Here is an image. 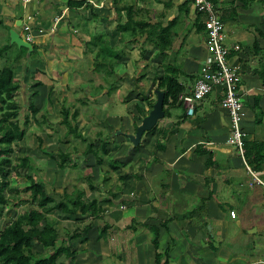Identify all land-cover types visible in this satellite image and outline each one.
I'll list each match as a JSON object with an SVG mask.
<instances>
[{
	"label": "crops",
	"instance_id": "obj_1",
	"mask_svg": "<svg viewBox=\"0 0 264 264\" xmlns=\"http://www.w3.org/2000/svg\"><path fill=\"white\" fill-rule=\"evenodd\" d=\"M185 1L0 0V46L15 43L11 33L25 43H15L22 60L15 67L20 89L13 99L23 114H32V106L47 117L41 121L46 127L43 149L71 151L65 169H56L57 157L49 163L45 193L57 203L64 189L70 194L76 186L84 192L83 201L95 200L104 211L103 219L82 216L79 210L75 215L58 210L46 215V222L75 251L69 260L61 255L58 264H264V189L252 184L236 148L228 143L230 122L222 87H214L192 114L178 100L138 146L132 147L125 136L134 134L151 110L155 95L150 85L164 70L158 49L143 39L120 45L116 27L126 15H117L116 6L133 5L135 19L165 27L180 17ZM210 1L224 24L228 63L239 75L245 158L246 143L264 145V84L258 76L264 63V0ZM187 10L184 28L167 52L168 61L181 69L177 81L184 94L208 73L206 33L197 29L204 15L191 2ZM57 17L61 19L55 23ZM26 24L31 42L25 40ZM96 35L106 36L110 49H120L107 76L95 71L94 53L85 50L84 44ZM62 104L71 114L78 111L76 125L93 151H98L101 138L107 143L100 164L94 154L84 155L86 143L64 137ZM26 124L30 131V121ZM116 130L123 134L107 136ZM254 171L264 181V165ZM33 244L34 250L46 251Z\"/></svg>",
	"mask_w": 264,
	"mask_h": 264
},
{
	"label": "trees",
	"instance_id": "obj_2",
	"mask_svg": "<svg viewBox=\"0 0 264 264\" xmlns=\"http://www.w3.org/2000/svg\"><path fill=\"white\" fill-rule=\"evenodd\" d=\"M192 0H186L179 8V16L170 20L165 27L162 24H152L145 20L134 18L133 5H124L122 8L116 6V14L125 12L126 21H118L116 30L120 33L119 43L122 47H127L143 39L158 49V54L163 60L164 74L158 79L152 81L157 89L165 93L164 113L169 115L179 96L184 94V87L177 81L181 69L174 66V63L168 61L167 52L174 45V37L178 31L184 28L185 16L188 14L187 6ZM216 8V7H215ZM217 11V10H216ZM201 14V13H199ZM205 19V17H204ZM197 29H202L206 33L204 21L197 25ZM85 50L94 53V69L96 72H103L106 76L113 73L114 61L119 56V48L110 49L107 38L104 35L91 37L90 41L85 43ZM18 47V48H17ZM15 50H14V49ZM96 48L97 51H93ZM32 52H30V55ZM28 59V58H27ZM22 60V49L15 43L0 46V221L7 205L6 192L18 193V187H10V176L18 168L25 170V186L23 192H29L28 200L36 204V208L31 209L24 215H18L13 221L0 228V264H58L57 261L61 255H65L69 260L75 251L60 239L56 229L52 224L46 222V215L52 210H58L66 214L75 215L79 210L82 216H91L96 219H103L104 211L98 205L97 201L85 202L82 200L84 192L75 188L74 192L67 193L64 189V197L61 201H54L45 193L46 181L44 177H37L40 171L36 169L34 160L31 157H13V143L22 141L26 137L27 117H24V124H20L18 116L21 108L13 99V96L20 89V84L15 79V67ZM107 61L110 65H107ZM260 81L264 84V63L258 70ZM32 116L44 118L34 107H30ZM61 125L66 129V137L71 136L86 143L84 155L94 154L96 163L100 164L103 157L107 154V143L100 139L98 151H93L92 145L87 143V139L81 134L77 125L76 118L78 111L70 113V108L65 104L61 107ZM155 127L152 129L154 130ZM151 130V131H152ZM245 158L250 167L259 170L264 165V145L260 142L245 144ZM43 154L54 159L58 157V168L63 169L69 153L58 151L55 155L51 152L41 150ZM89 180V179H88ZM93 189V185L89 184ZM52 207H48L49 204ZM41 223L44 225L40 228ZM107 226L99 232V237L107 231ZM154 238L152 242L157 248V233L152 229ZM36 242L41 249L46 251L34 250L33 242ZM159 254H157V258Z\"/></svg>",
	"mask_w": 264,
	"mask_h": 264
},
{
	"label": "built area",
	"instance_id": "obj_3",
	"mask_svg": "<svg viewBox=\"0 0 264 264\" xmlns=\"http://www.w3.org/2000/svg\"><path fill=\"white\" fill-rule=\"evenodd\" d=\"M31 0H24L28 3ZM197 13L204 15V25L206 29V50L207 56L205 65L208 73L202 79H198L190 93L181 94L179 101L186 107L190 114L194 107L200 103L214 87L223 88L222 105L228 112L230 122V135L228 143L234 146L239 157L242 159L246 171L249 173L252 184L261 186L264 189V181L259 174L252 170L244 158L245 133L241 123L243 118V102L238 90L239 75L228 63V50L225 46L226 34L223 22L220 20L214 4L210 0H192ZM96 6V5H94ZM61 17H57V23ZM27 32L26 42H31V27L24 26ZM238 49V47H236ZM232 218L235 217L233 211L230 212Z\"/></svg>",
	"mask_w": 264,
	"mask_h": 264
},
{
	"label": "rangeland",
	"instance_id": "obj_4",
	"mask_svg": "<svg viewBox=\"0 0 264 264\" xmlns=\"http://www.w3.org/2000/svg\"><path fill=\"white\" fill-rule=\"evenodd\" d=\"M152 73H153V71H152ZM78 76H80L79 73H78ZM86 83L87 82H85L84 85H82V83H81L82 86H80L79 88L80 89H84V86H85ZM100 84H101V81H100ZM92 90L94 91L95 88L92 87ZM153 97H154V101H155L156 100L155 96H153ZM63 103L67 104L66 102H63ZM20 104L21 105H25L26 102L20 101ZM23 113H24V111H22V110L19 111V116H18L19 122L22 125L23 122H24V117H27V119L30 121L31 130L30 131H26V138L22 142H19L18 144H14V148L13 149L15 151V154L17 153L16 154L17 157H24V156L29 155V157H31L34 160V164H35L36 169H39V171H40V173H39V175H37V177L41 176V177L45 178L46 177V173H47L48 169L50 168V164L49 163H52L51 162L52 158L48 157L45 154H42V151H41L43 149L41 140H43L44 137H46L45 134H44V133H46V131H45L46 127H44V125L42 124L41 121L47 119V117L44 116V118H41L38 115L33 116L36 119V121H37V124L35 126H33L32 125V114L27 113L25 115ZM55 118L56 117H53L52 120L55 119ZM59 119L61 121V113L59 115ZM241 126H242V123H241ZM43 127H44V131H43ZM25 128L28 130L27 126ZM55 132L56 131H54L53 133H55ZM118 132H122V131L121 130H116V131L108 134L107 136L108 137L109 136L110 137L120 136V135H117ZM65 133H66V129H65ZM86 134H88V133H86ZM64 137H66V135H64ZM66 138L69 139L70 136L66 137ZM37 139H38V148L36 147V144H37L36 140ZM71 144H72V142H71ZM1 147L2 146H0V149H1ZM74 149H75V151L77 150V148H74ZM43 150H45V149H43ZM30 151H32V152H30ZM58 151L63 152L61 149H59V150L56 149V147L51 148V151L49 150L47 152H51V153L56 155L58 153ZM68 153L71 154V151L68 152ZM72 154H77V153L74 152ZM37 157L38 158H42V159H38ZM55 157H57V156H55ZM57 158H54V160L57 159ZM76 158H78V157H76ZM58 161H59V159L56 160V162H58ZM56 167H57L56 169H59L58 168V164H57ZM66 168L68 169V167H66ZM18 169H19V171L17 172V175H15L16 174L15 172H13L11 174L9 182H10V187H18V189L19 188L20 189H19L18 193L9 192V191L6 192L7 193L6 194L7 205L4 208V213H3V216H2L1 221H0V228L3 227L4 225L8 224L12 219H14V217H16L17 214L18 215H22L24 212H27L30 209L36 208L35 204H32L28 200L29 192H23V187L25 186V183H26L25 174H24L25 172H24V170H22L20 168H18ZM51 170H52V168H51ZM60 170H62V169H60ZM70 170L73 171L74 169L73 170L70 169ZM81 179L85 180L84 178H81ZM75 182H76L75 184H77V181H75ZM74 188H77V187L74 186ZM50 190H52V187H51Z\"/></svg>",
	"mask_w": 264,
	"mask_h": 264
},
{
	"label": "water",
	"instance_id": "obj_5",
	"mask_svg": "<svg viewBox=\"0 0 264 264\" xmlns=\"http://www.w3.org/2000/svg\"><path fill=\"white\" fill-rule=\"evenodd\" d=\"M11 40L12 42H15L19 45H25V43H23L15 33H11ZM150 91H152L156 97L151 110L149 111L148 115L142 118L141 124L136 127L134 134H125L132 147L138 146L143 134L151 131L156 126L157 122L165 117V113L163 110L165 93L155 88V85L153 83L150 85ZM121 134L123 133H117V135Z\"/></svg>",
	"mask_w": 264,
	"mask_h": 264
}]
</instances>
